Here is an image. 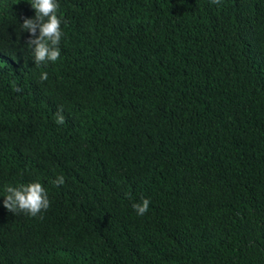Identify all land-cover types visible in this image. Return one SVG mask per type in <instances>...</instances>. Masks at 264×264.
I'll return each instance as SVG.
<instances>
[{
  "label": "trees",
  "instance_id": "trees-1",
  "mask_svg": "<svg viewBox=\"0 0 264 264\" xmlns=\"http://www.w3.org/2000/svg\"><path fill=\"white\" fill-rule=\"evenodd\" d=\"M8 2L0 264H264V0H57L40 65ZM33 182L46 211L3 206Z\"/></svg>",
  "mask_w": 264,
  "mask_h": 264
},
{
  "label": "clouds",
  "instance_id": "clouds-1",
  "mask_svg": "<svg viewBox=\"0 0 264 264\" xmlns=\"http://www.w3.org/2000/svg\"><path fill=\"white\" fill-rule=\"evenodd\" d=\"M1 2L4 3L3 16L9 15L8 0H1ZM211 2L218 5L221 0H211ZM31 6L35 10V17H25L21 27L30 34L27 43L33 49L35 65L48 61L56 62L61 56L60 43L64 35L61 30L62 19L57 15L59 4L57 0H31ZM40 79L47 80V72L42 73ZM56 122L57 124L65 122L62 108L57 111ZM64 182V177L59 176L53 183L59 186ZM6 193L3 206L14 214L22 212L35 217L50 207L48 192L40 182L22 184L18 187L8 186ZM149 206L148 198H143L140 203L132 205L139 216L145 215Z\"/></svg>",
  "mask_w": 264,
  "mask_h": 264
}]
</instances>
